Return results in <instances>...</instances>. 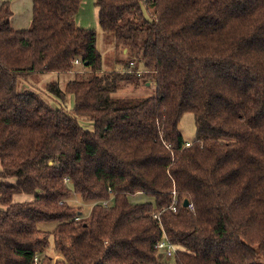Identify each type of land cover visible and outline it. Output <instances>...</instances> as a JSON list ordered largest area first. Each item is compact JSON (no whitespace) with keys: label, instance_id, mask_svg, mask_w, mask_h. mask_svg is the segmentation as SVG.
<instances>
[{"label":"trees","instance_id":"1","mask_svg":"<svg viewBox=\"0 0 264 264\" xmlns=\"http://www.w3.org/2000/svg\"><path fill=\"white\" fill-rule=\"evenodd\" d=\"M81 3L0 7V264H264V0H96L116 70ZM48 72L77 77L20 85Z\"/></svg>","mask_w":264,"mask_h":264},{"label":"rangeland","instance_id":"2","mask_svg":"<svg viewBox=\"0 0 264 264\" xmlns=\"http://www.w3.org/2000/svg\"><path fill=\"white\" fill-rule=\"evenodd\" d=\"M96 0H82L80 9L75 16L77 25L84 28L92 29L97 32L98 38V49L102 55V65L104 69L116 70L120 68L119 58L126 56L127 52H121L119 47H117V41L113 34L105 32L101 29L98 22V8L95 5ZM52 72L44 73L39 75H32L27 80L20 79V85H26V87L38 90L37 88H44L46 83L49 81H59L62 87H65L66 83L77 77L75 73H63L62 76ZM59 77L61 79H59ZM156 91V84L154 82L144 84L141 82L137 88L131 83H125L122 88L119 89L118 93L120 96H143L152 95ZM70 100V99H69ZM68 105L70 107L71 104ZM180 129L186 140L192 141L196 135V126L194 122L193 115L191 113H186L183 115L180 122ZM144 201L147 197L144 195H138L133 200ZM70 202L78 203V199ZM45 227V225H42ZM48 226V225H47ZM54 245L53 242L50 244L49 252H53ZM54 253V252H53ZM55 254V253H54Z\"/></svg>","mask_w":264,"mask_h":264},{"label":"crops","instance_id":"3","mask_svg":"<svg viewBox=\"0 0 264 264\" xmlns=\"http://www.w3.org/2000/svg\"><path fill=\"white\" fill-rule=\"evenodd\" d=\"M5 1L10 3L13 10V16L11 19L12 27L15 29L28 28L31 25L33 17V0H0V7ZM123 52H126V49ZM15 198L22 200L29 197L26 195H16Z\"/></svg>","mask_w":264,"mask_h":264},{"label":"built area","instance_id":"4","mask_svg":"<svg viewBox=\"0 0 264 264\" xmlns=\"http://www.w3.org/2000/svg\"><path fill=\"white\" fill-rule=\"evenodd\" d=\"M76 63H78V61H76ZM191 143L188 141L186 143L187 146H189ZM168 147H171L170 144L167 145ZM66 201H60V203H65ZM110 200H105L103 201V205L107 206L109 204ZM177 204H178V199H177V194L176 191L173 190V201L172 204L169 206L172 210L176 211L177 210ZM191 209H194V206L192 203H189L188 205ZM78 218V217H77ZM157 248L160 250V253L162 255H165L167 257H172L175 252H176V247L173 243H171L170 241H168L166 238H164L163 240H161L158 244H157ZM39 257L36 256L35 257V263L39 264Z\"/></svg>","mask_w":264,"mask_h":264},{"label":"water","instance_id":"5","mask_svg":"<svg viewBox=\"0 0 264 264\" xmlns=\"http://www.w3.org/2000/svg\"><path fill=\"white\" fill-rule=\"evenodd\" d=\"M189 205V200L185 199L184 200V206H188ZM160 257H162V254L160 253Z\"/></svg>","mask_w":264,"mask_h":264}]
</instances>
